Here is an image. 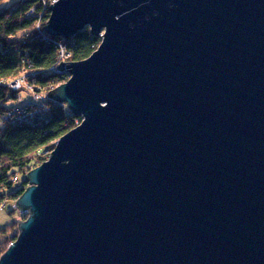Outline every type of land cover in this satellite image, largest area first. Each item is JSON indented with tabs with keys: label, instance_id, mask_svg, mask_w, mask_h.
<instances>
[{
	"label": "water",
	"instance_id": "water-1",
	"mask_svg": "<svg viewBox=\"0 0 264 264\" xmlns=\"http://www.w3.org/2000/svg\"><path fill=\"white\" fill-rule=\"evenodd\" d=\"M49 13L48 36L101 42L57 67L47 97L82 120L24 175L0 264H264V0Z\"/></svg>",
	"mask_w": 264,
	"mask_h": 264
},
{
	"label": "trees",
	"instance_id": "trees-1",
	"mask_svg": "<svg viewBox=\"0 0 264 264\" xmlns=\"http://www.w3.org/2000/svg\"><path fill=\"white\" fill-rule=\"evenodd\" d=\"M3 1L0 0V209L8 202L14 203L27 186L21 182L23 175L41 164L56 141L81 120L69 114L63 105L56 106L47 100L51 112L41 125L33 128L9 123L5 114L14 104L8 103L16 102L18 94L7 82L24 75L36 92L41 89L46 93L67 79L66 74L49 71L59 60L54 42L67 47L72 61L87 58L100 43V38L92 37L88 29L66 41L67 45L61 39L50 41L39 36L35 24L39 23L41 13H49L53 0H19L1 8ZM14 224L0 230V255L17 237Z\"/></svg>",
	"mask_w": 264,
	"mask_h": 264
},
{
	"label": "rangeland",
	"instance_id": "rangeland-1",
	"mask_svg": "<svg viewBox=\"0 0 264 264\" xmlns=\"http://www.w3.org/2000/svg\"><path fill=\"white\" fill-rule=\"evenodd\" d=\"M19 0H4L2 5H1V8H6V7H10L11 5L13 4H16ZM57 0H53V2L51 3V5L53 3H55ZM42 17L39 16L38 19H41ZM37 20V19H36ZM48 21V18L45 17L43 18V22L40 21V23H36L35 24V29L37 30V32H43L45 33V31L43 30V27H45L46 23ZM85 29H88V28H85ZM104 32L102 31L101 35L103 34ZM100 38V37H99ZM55 40H58L59 38L56 37L54 38ZM100 42H101V38H100ZM100 44V43H99ZM99 46V45H98ZM97 49V48H96ZM95 49V50H96ZM94 50V51H95ZM93 51V52H94ZM92 52V53H93ZM70 51L66 48H64L61 53H59V60L56 61V63L49 68V71H54V69H56V71L54 72H57V73H61L57 70V67L59 66V64L61 62L63 63H67V62H76V61H72L71 60V57L72 55H70ZM91 53V54H92ZM90 54V55H91ZM89 55V56H90ZM88 56V57H89ZM86 59V58H85ZM84 60V59H83ZM81 61V60H80ZM64 74V73H63ZM68 79H66L63 83H65ZM63 83H61L60 85H62ZM7 85L10 87V89L12 91H18V97H17V101L14 102V101H11L10 103H8V106H11V104L13 105L12 110L15 109L16 107H21V104L23 105H27L30 106L31 104L29 102H33V100H30V97L32 98H35L37 102H39V98L41 97V99L43 100L44 97L46 96V94L50 91V90H53L54 88L60 86V85H57L55 87H52L50 88V90L46 93H43V92H39V94L36 93V91H31L28 89L27 87V82L26 80L24 79V75H20L19 77H16L14 80H11V81H8L7 82ZM22 109H26V107H22ZM16 113H18V109L15 110ZM51 112V111H50ZM50 112H47V118L50 116ZM24 113V112H23ZM35 112L32 111L30 115L34 114ZM37 119L38 118H35V116L33 118H30V121L31 123H33L34 125H38V122H37ZM47 120V119H46ZM15 121H17V118H15ZM45 122V121H44ZM35 128V126L33 127ZM54 148V147H53ZM52 148V150H53ZM48 151L47 154H45V156L48 158L49 155H50V152L52 151ZM46 152V151H45ZM45 157V158H46ZM46 158V159H47ZM45 159V160H46ZM44 160V161H45ZM40 165V164H39ZM37 165V167L39 166ZM36 168V167H35ZM34 169V168H33ZM32 170V169H31ZM26 174V173H25ZM24 174V175H25ZM23 175V177H24ZM18 179H20L19 177L15 178V180L18 182ZM23 181V178L21 179V182ZM24 182V181H23ZM27 184V183H26ZM28 186V184H27ZM26 186V187H27ZM26 189V188H25ZM24 189V190H25ZM16 201V200H15ZM15 201L14 203H10L8 202L4 207H2L0 209V230L3 229V228H6V226H9L11 223H15L14 224V231L16 232V234L18 235V225H17V219L18 220H25L26 219V214L24 213H19L17 209H15L13 206L15 205ZM11 212V213H10ZM16 235V236H17ZM15 241V240H14ZM13 241V242H14ZM12 242V243H13ZM10 245V244H9ZM7 249V248H6Z\"/></svg>",
	"mask_w": 264,
	"mask_h": 264
},
{
	"label": "built area",
	"instance_id": "built-area-1",
	"mask_svg": "<svg viewBox=\"0 0 264 264\" xmlns=\"http://www.w3.org/2000/svg\"><path fill=\"white\" fill-rule=\"evenodd\" d=\"M54 70L56 71V69ZM33 99H32L33 102H29L31 104L30 106L27 107V105L21 104V107H16L15 109L6 113L5 120L15 125H24V126H30V127H34V126L37 127L41 125L42 123H44V121H46L47 119L46 113L51 111V105L48 103L47 100H42L41 97L39 98V102H37L35 98ZM22 107H26V109H22ZM16 109H18V113L15 112ZM32 111H34L35 113L30 115ZM34 116L35 118H38L37 119L38 125H34L30 121V118H33ZM15 118H17V121H15Z\"/></svg>",
	"mask_w": 264,
	"mask_h": 264
},
{
	"label": "bare ground",
	"instance_id": "bare-ground-1",
	"mask_svg": "<svg viewBox=\"0 0 264 264\" xmlns=\"http://www.w3.org/2000/svg\"><path fill=\"white\" fill-rule=\"evenodd\" d=\"M29 14H30V13H27V15H29ZM41 14H42V18L40 19L41 22H43V18H44V17L47 16V18H49V15H50V13H41ZM40 21H39V23H40ZM43 28H44V27H43ZM103 32L105 33L104 30H103ZM104 33H103V34H104ZM39 36H41L42 38L48 39V40H50V41H54V40H55L53 37L48 36L46 33H43V32H39ZM59 39L64 40V39H62V38H59ZM69 40H70V39H69ZM66 41H68V40H64V43H65V44H66ZM54 44L56 45V47H58V51H59V52H58V59H60V58H59V53H60L64 48H66V47H65L64 44H57L56 42H54ZM66 45H67V44H66ZM61 72H62V71H61ZM63 73L67 75V79L70 78V74H69L66 70L63 71ZM27 87H28L29 90L35 92V90H34L31 86L27 85ZM16 92L18 93V91H16ZM39 92H43V91H41V89H39L37 94H39ZM47 95H48V93L46 94V96L44 97L43 100H48V101H49V98L47 97ZM32 99H33V98L30 97V100H32ZM59 104H60V105H63V107L66 109V111H67L69 114H71L72 116H74V115L71 113L70 109L66 106L65 103H60V102H58V101L55 102V105H56V106H59ZM75 117H78V116H75ZM79 118L82 120L81 117H79ZM81 120H80V122H81ZM80 122H79L77 125H79ZM77 125H76L75 127H77ZM75 127H74V128H75ZM74 128H72V129H74ZM72 129H71V130H72ZM69 131H70V130H69ZM69 131H68V132H69ZM68 132H67V133H68ZM3 254H4V252L0 255V257H1Z\"/></svg>",
	"mask_w": 264,
	"mask_h": 264
}]
</instances>
